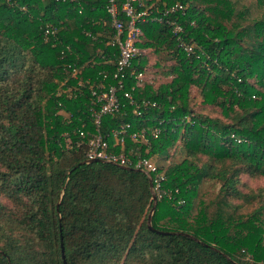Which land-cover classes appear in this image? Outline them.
I'll return each mask as SVG.
<instances>
[{
  "label": "trees",
  "instance_id": "obj_1",
  "mask_svg": "<svg viewBox=\"0 0 264 264\" xmlns=\"http://www.w3.org/2000/svg\"><path fill=\"white\" fill-rule=\"evenodd\" d=\"M142 3L155 16L185 8L138 24L137 46L165 54L160 63H171L161 73L170 79L137 85L135 74L150 64L133 59L120 110L96 129L89 88L99 72L116 84L119 58L104 3L0 0V264H264V204L243 215L231 201L257 197L240 193L241 175L264 179V0L251 26L236 0ZM166 20L181 24L199 58L178 47ZM46 25L57 28L54 40L44 39ZM193 90L220 117L194 112ZM126 124L120 143L112 132ZM142 129L146 143L130 138ZM79 132L101 134L108 153L152 160L164 176L161 198L150 188L153 176L89 162L90 137ZM178 145L183 160L159 165ZM212 180L219 196L206 200L202 186ZM153 207L151 227L174 234L149 229Z\"/></svg>",
  "mask_w": 264,
  "mask_h": 264
},
{
  "label": "built area",
  "instance_id": "obj_2",
  "mask_svg": "<svg viewBox=\"0 0 264 264\" xmlns=\"http://www.w3.org/2000/svg\"><path fill=\"white\" fill-rule=\"evenodd\" d=\"M75 2L77 0H70ZM103 2L101 9L109 16V28L113 30V37L109 40L111 46L117 48L119 52V58L115 65L113 72V79L116 84L106 85L104 80L106 73L99 72L98 75H103L102 79L90 86V92L92 96L90 114L93 123L98 129L101 119L106 115L116 114L121 107V103L118 97V93L123 90L125 70L131 66V62L138 56H145L144 50L137 46L140 42L141 29L139 23L144 22H157L162 23L167 15L175 13H184L185 8L180 4H174L169 8H166L163 12L159 13V16L152 15L151 11L143 8L142 0H96ZM82 7L80 6V9ZM139 9V10H137ZM126 20V22H124ZM166 23L172 28V33L176 38L178 47L183 50L188 56H195L199 58L194 46L187 43L183 38L184 30L181 24L177 21L166 20ZM57 28L53 25H46L43 30V37L45 40H54L56 37ZM68 49V47H67ZM137 85H141L144 80V74L138 72L135 74ZM124 97L130 100L131 104H134L131 96L128 92L124 93ZM143 108L149 106V102H142L140 105ZM130 129V125L126 124L121 126L120 129L112 132V137L116 141L122 143L124 141V135ZM146 129H142L139 132L130 135L132 140H139L146 143ZM153 136H158L159 129H152ZM81 137L89 136L87 143L86 158L88 161L102 160L116 164L123 167L133 168L134 170L142 171L146 173L151 179L152 189L154 194L161 198V185L164 181V176L158 172L156 164L147 158L131 159L124 154H111L108 153L109 143L101 134L84 133L79 132Z\"/></svg>",
  "mask_w": 264,
  "mask_h": 264
},
{
  "label": "rangeland",
  "instance_id": "obj_3",
  "mask_svg": "<svg viewBox=\"0 0 264 264\" xmlns=\"http://www.w3.org/2000/svg\"><path fill=\"white\" fill-rule=\"evenodd\" d=\"M237 3V11H241L244 7L248 8V15L246 17V21L243 23L244 26H251L254 21L259 19L263 13V10L257 6V0H236ZM144 50V57L149 58L150 67L148 68V73L144 75L143 84H150L153 87H158L162 84H165L169 81L170 78L164 77L161 73L165 68L162 67L163 64L169 65L171 61H166L165 63H160L166 56L165 54H153L149 49ZM156 63L157 65H154ZM192 106L194 112L207 115L209 117H220L219 111L213 108H203L200 104V98L193 90L192 93ZM167 157V158H166ZM184 158V153L181 151L179 145L173 147L168 156H161L158 159V164L163 166L164 168L168 165H172L174 163H179ZM238 189L241 194L244 195H256L257 197L250 201L248 204H242L241 201L231 200L234 205H240L237 209V213L240 214H249L252 213L255 209H257L260 205L264 204V179H251L245 175H241L239 177ZM219 188L220 184L215 180L204 183L202 186V192L205 194L206 200H213L214 198L219 196ZM259 193V194H257ZM260 195V196H259ZM264 217V216H263ZM264 219V218H263Z\"/></svg>",
  "mask_w": 264,
  "mask_h": 264
},
{
  "label": "water",
  "instance_id": "obj_4",
  "mask_svg": "<svg viewBox=\"0 0 264 264\" xmlns=\"http://www.w3.org/2000/svg\"><path fill=\"white\" fill-rule=\"evenodd\" d=\"M89 162H100V160H93V161H89ZM124 168H127V167H124ZM150 188L152 189V184H151V182H150ZM153 201H154V207H155V205H156V197H155L154 194H153ZM154 207H153V209H152V211L150 212V215H149V217H148V226H149V229L152 230V231H154V232H156V233H158V234H163V235L174 234V233H170V232L156 231V230H154V229L151 227L150 222H151V216H152V212H153V210H154ZM62 252H63V249H62ZM62 257L64 258V255H62ZM64 263H65V261H64Z\"/></svg>",
  "mask_w": 264,
  "mask_h": 264
}]
</instances>
